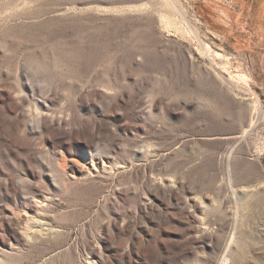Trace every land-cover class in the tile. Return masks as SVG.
<instances>
[{
	"label": "rangeland",
	"instance_id": "obj_1",
	"mask_svg": "<svg viewBox=\"0 0 264 264\" xmlns=\"http://www.w3.org/2000/svg\"><path fill=\"white\" fill-rule=\"evenodd\" d=\"M7 178L0 264H264V0H0Z\"/></svg>",
	"mask_w": 264,
	"mask_h": 264
},
{
	"label": "bare ground",
	"instance_id": "obj_2",
	"mask_svg": "<svg viewBox=\"0 0 264 264\" xmlns=\"http://www.w3.org/2000/svg\"><path fill=\"white\" fill-rule=\"evenodd\" d=\"M162 19V17H161ZM34 101V100H33ZM47 115V114H46ZM47 117H45V114L43 113H40L39 115V122L42 123V124H45L47 122ZM38 123V124H40ZM94 162V161H93ZM88 167V166H87ZM85 167L84 165H80L78 162H71V168L73 169V177L77 178V179H82V178H85L86 176H88L90 174V170L94 169L95 170V166L93 164H91V168L92 169H89ZM61 171V170H60ZM71 174V173H70ZM2 180V179H1ZM27 181V180H26ZM25 182V181H24ZM32 185V184H31ZM30 185V186H31ZM29 186V185H28ZM13 183L12 181L7 178L5 179V181L3 183L0 182V189H1V194L5 197H11L12 194H13ZM47 200V199H46ZM36 201V200H35ZM38 202V201H37ZM46 203V202H45ZM43 204V203H42ZM46 205V204H45ZM40 206V205H39ZM44 207V206H43ZM25 212V211H24ZM10 215V214H9ZM21 216V215H20ZM12 217V216H11ZM17 217V216H16ZM24 217L29 221V222H32V223H38V220L34 221L33 219L35 217H31L29 213H25L24 214ZM22 218V217H21ZM25 219V220H26ZM15 220V219H14ZM43 221V220H42ZM4 225L7 227L8 229V232H9V235L10 236H14L15 233L14 231L11 229L10 225H11V220L9 219H4L3 221ZM29 224V223H28ZM42 224V223H41ZM36 225V224H35ZM30 227V226H29ZM28 227V228H29ZM26 228V227H25ZM1 255V254H0Z\"/></svg>",
	"mask_w": 264,
	"mask_h": 264
}]
</instances>
